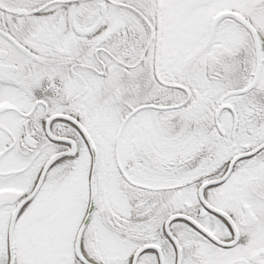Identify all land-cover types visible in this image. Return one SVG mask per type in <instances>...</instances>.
<instances>
[{
	"label": "snow or ice",
	"instance_id": "snow-or-ice-1",
	"mask_svg": "<svg viewBox=\"0 0 264 264\" xmlns=\"http://www.w3.org/2000/svg\"><path fill=\"white\" fill-rule=\"evenodd\" d=\"M0 264H264V0H0Z\"/></svg>",
	"mask_w": 264,
	"mask_h": 264
}]
</instances>
